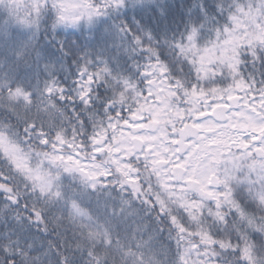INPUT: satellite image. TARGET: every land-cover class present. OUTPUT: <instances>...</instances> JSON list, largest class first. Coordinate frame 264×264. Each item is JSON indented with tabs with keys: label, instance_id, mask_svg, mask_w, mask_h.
<instances>
[{
	"label": "snow or ice",
	"instance_id": "obj_1",
	"mask_svg": "<svg viewBox=\"0 0 264 264\" xmlns=\"http://www.w3.org/2000/svg\"><path fill=\"white\" fill-rule=\"evenodd\" d=\"M0 264H264V0H0Z\"/></svg>",
	"mask_w": 264,
	"mask_h": 264
}]
</instances>
